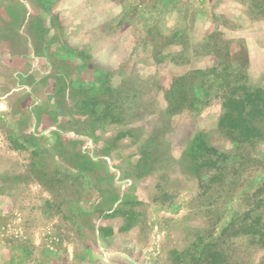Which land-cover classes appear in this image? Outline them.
I'll use <instances>...</instances> for the list:
<instances>
[{
    "label": "rangeland",
    "instance_id": "1",
    "mask_svg": "<svg viewBox=\"0 0 264 264\" xmlns=\"http://www.w3.org/2000/svg\"><path fill=\"white\" fill-rule=\"evenodd\" d=\"M0 264H264V0H0Z\"/></svg>",
    "mask_w": 264,
    "mask_h": 264
}]
</instances>
